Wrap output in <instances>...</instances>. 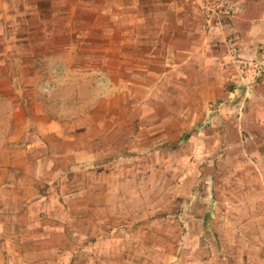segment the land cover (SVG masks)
I'll list each match as a JSON object with an SVG mask.
<instances>
[{
    "label": "rangeland",
    "instance_id": "rangeland-1",
    "mask_svg": "<svg viewBox=\"0 0 264 264\" xmlns=\"http://www.w3.org/2000/svg\"><path fill=\"white\" fill-rule=\"evenodd\" d=\"M20 1L22 7L28 0ZM241 1L195 0L204 11L200 34L210 35L217 62L214 79L227 91L235 88L223 105L245 99L243 105L253 102L261 112L258 123L249 116L240 133L225 135L206 131H220L218 120L215 128L209 119L195 127L196 116L181 115L184 105L194 103L191 83L154 87L155 99L142 104L138 99L149 93L147 87L113 85L107 77L115 78V70L104 71L105 77L84 64L114 48L98 36L99 28L88 33L90 24L76 21L77 54L57 57L51 40L45 47L34 43L66 24L33 25L42 31L31 35L21 29L23 17L13 0H6L14 16L5 13L0 28L5 24L19 45H31L7 62L18 59L36 68L8 69L7 77L16 73L15 79L0 84V264H139L138 255L153 256L151 264H243L247 249L234 241L256 237L237 227L252 208L250 176L264 163V19L257 23L242 14L261 12L264 0L247 6ZM33 9L37 16L58 13ZM252 28L255 33L248 35ZM127 94L134 100L127 103ZM220 104L202 109L219 114ZM89 111L98 113L102 129H94L92 117L85 122ZM238 123L228 120L230 130ZM79 129L80 139L74 134ZM13 150L15 169L6 170L5 152ZM243 161L245 167L238 164Z\"/></svg>",
    "mask_w": 264,
    "mask_h": 264
},
{
    "label": "crops",
    "instance_id": "crops-1",
    "mask_svg": "<svg viewBox=\"0 0 264 264\" xmlns=\"http://www.w3.org/2000/svg\"><path fill=\"white\" fill-rule=\"evenodd\" d=\"M20 2V0H13L12 3L13 8L17 6L20 11L19 16L23 18H31L40 23L61 21L63 24H66L62 29L53 31L57 36H65L67 38L65 42L60 41L55 44L57 47V49H55L57 57L64 53H70L71 51L77 54L76 50L73 49L75 44L73 45L71 42V37L76 44L79 42L77 38H80L78 35L79 33L74 31L73 28L75 27L76 16L80 23L90 24L89 27L91 29L89 32L87 31L88 33L92 32L95 34L96 31L94 29L99 28L98 36L103 39L104 43L109 42L111 45H114V48L109 55L108 53H104L105 56H107L104 59H98V61H96V59L94 61L87 60L84 61V64L89 66L93 65L90 67L87 66L88 69H94L97 75L102 76L104 73L103 76L105 77L107 75L104 71L107 69L115 70L117 74L115 78L113 75L112 77L111 75L107 77L113 85L119 83L126 86H133V84L141 83L144 87H147L149 93L143 94V96L138 99L142 104H146L150 100L155 99L157 93L152 92L154 87L156 91H158L159 88L160 90L162 88L166 90V87H164L165 84L168 87H183L191 83L193 87L195 86V91H192L195 95L194 103L188 107L184 105L183 107H185V110L181 115L196 116L197 120L195 127L209 119L210 127L215 128V122L218 120L221 123L218 125L220 131L210 129L206 131H211L214 134L221 132L227 135L229 132L240 133L237 128L244 126V123L248 122L247 118L249 116H252V120L256 121V123L259 122L257 121V117H261V112L257 108L258 105L253 104V102L248 101L247 106H245L243 105L244 99L237 106L223 105L222 102H224L227 97L232 98L235 96V88H231L227 91L224 85H219L214 79V65H216L217 62L212 52L213 48L209 46V40L211 38L208 36L210 35L200 34L199 25L204 23V17L202 15L204 11L202 13L195 0H48V4L52 7L48 9L58 13H50L46 16H44L45 14L37 16L35 9L32 10L33 7L38 8V3L36 1H23L22 7H20ZM242 3L244 6H247L249 0H243ZM24 8L26 9L25 11ZM5 13L14 16L11 8L10 11L7 12L6 0H0V19L5 17ZM256 15L257 17H255ZM242 19L260 23L264 19V10L258 13L255 12V15L252 16L245 12L242 14ZM18 21H20V19ZM86 25L88 26V24ZM33 29H36V32L31 31V35L38 34L42 31V29L39 28H31V30ZM49 31V35L47 33L46 35L40 36H42L43 39L51 38L54 34L52 30ZM253 33H255L254 28H252L248 35H252ZM10 38L14 40L12 43L9 41ZM19 40L20 38L18 36L9 34L5 24L0 28V57L2 58L0 59V84H11L16 77V73L14 74V72L13 77L11 75L7 77L5 74L6 70L12 69L15 71L16 66H24V68H26L30 65H34L26 61L24 64L18 63V59H14L12 64L7 62L11 55L19 56V54L23 52V47H25L26 50L30 49L31 45H29V48L19 45ZM75 48L81 50L79 46H75ZM98 52L101 53L102 50ZM29 54L33 56L31 51H29ZM220 57L224 60L228 59L227 56L220 55ZM96 62L99 66H94L97 64ZM74 63L79 66V61H75ZM81 67H83V65H81ZM139 77L140 80L137 79ZM98 86V82H95V87ZM228 92L232 93V95H229ZM178 93L180 94V92ZM180 96H183V94L177 97L179 101L182 100H180ZM116 99H119V97L116 96ZM207 99L209 100L207 101ZM125 100L127 103L133 101L134 96L129 94ZM227 101H229L228 98ZM19 102L22 103L23 99ZM182 102L184 101L182 100ZM216 102L221 103V106L223 105L219 114H216V111L212 113L209 109H202L204 104L207 108V105L211 108L212 104ZM90 117L95 120L99 119L96 111H89L88 115L85 116V122L87 118ZM231 118L239 122L235 124L234 127L232 126V130H230L228 125V120ZM235 118L237 120H235ZM252 120L249 122H252ZM55 122L56 121H52L51 123L53 128L56 124ZM63 123L65 124V122ZM69 123L70 122L67 123L68 127H66L68 133L70 131ZM96 123L98 127L94 129L96 131L102 129V127L99 126L100 122L96 120ZM74 134L78 139L84 135L81 129ZM93 135L94 134L90 132L85 136L92 137ZM190 136V134H186L187 138ZM66 139L69 140L68 138ZM183 140H181V142H183ZM93 142L94 144H98L100 140H97L96 137ZM261 146L260 144L259 147ZM14 151L15 150L5 152V160L9 159V162L5 163L6 170L15 169L14 166L17 162L14 158L18 155L15 154ZM256 152L259 153L258 148ZM261 153V155L264 156V152ZM238 164L245 167L246 162H238ZM2 165L3 164H1V166ZM17 166L19 165L17 164ZM255 168L259 173L250 176V180L255 184V188H252L255 189V192H249L250 195L247 201L251 203L249 208L252 207L255 209L254 212L251 211L252 208L247 211V216H249V218H244L247 221L244 220L237 229L250 230L255 233L256 237L245 240L235 239L234 241L237 246H243L247 249V252L243 253L244 257L240 260L243 264H264V260L262 259L264 250V186H262V184L264 185V163L255 165ZM260 169H262L263 172H261ZM244 177L248 179V176ZM6 184L8 185V182H6ZM245 204L247 205V203ZM237 241L238 243H236ZM241 241L243 242L242 244ZM246 245H248L249 248H247ZM252 250L253 253H250ZM152 260L153 256L138 255L136 263L151 264ZM251 261H254V263H250Z\"/></svg>",
    "mask_w": 264,
    "mask_h": 264
},
{
    "label": "trees",
    "instance_id": "trees-1",
    "mask_svg": "<svg viewBox=\"0 0 264 264\" xmlns=\"http://www.w3.org/2000/svg\"><path fill=\"white\" fill-rule=\"evenodd\" d=\"M34 1H36L38 3V7L41 8V10L43 9L42 10L43 13L48 11V8H52L48 4V2H47L48 0H34ZM77 12H78V10H77ZM20 21L22 23H24V25H23V27L21 29L26 31L27 33H31V31L36 32V29L31 30L30 27H32L33 25H36V26L40 25L39 21L32 20L31 18H22ZM75 21L79 22L77 16H76V20ZM47 40H51V43L53 45H55L57 42H60V41L65 42L67 40V38L65 36L64 37L57 36V34L54 33V35L51 38L49 37V38H45L43 40H38L34 44L41 45V46L45 47L46 45H48V43L46 42ZM71 42L74 43V40H73L72 37H71ZM206 219H209L208 215H207V217H205V220Z\"/></svg>",
    "mask_w": 264,
    "mask_h": 264
}]
</instances>
